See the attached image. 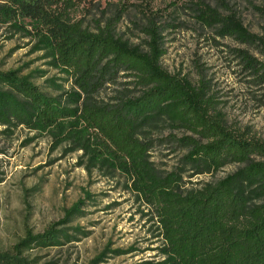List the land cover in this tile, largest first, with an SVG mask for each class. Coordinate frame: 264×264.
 <instances>
[{
  "label": "trees",
  "instance_id": "1",
  "mask_svg": "<svg viewBox=\"0 0 264 264\" xmlns=\"http://www.w3.org/2000/svg\"><path fill=\"white\" fill-rule=\"evenodd\" d=\"M77 1L84 0H0V25L35 39L38 51L73 83L65 91L53 82L62 93L52 97L14 73L0 74V126L48 134L57 146L81 152L89 171L125 177L127 189L158 224L163 247L155 264H264V161L255 160H264V143L229 128L204 85L196 87L163 69L160 28L147 31L146 53L115 38L111 23L98 33L82 29L72 19ZM216 1L215 8L197 6L203 24L263 45L234 13H220L229 10L227 0ZM258 10L264 16V8ZM121 73L134 79L133 89L105 99L107 85L117 84ZM5 83L11 90H1ZM166 127L197 135L177 142L189 149L184 165L198 175L231 164L243 167L217 182L184 189L177 172L162 176L150 161L151 136ZM78 207L68 219L81 214ZM59 239L73 237L52 228L20 246L34 240L41 247L59 246ZM0 264L32 263L6 253L0 254Z\"/></svg>",
  "mask_w": 264,
  "mask_h": 264
},
{
  "label": "rangeland",
  "instance_id": "2",
  "mask_svg": "<svg viewBox=\"0 0 264 264\" xmlns=\"http://www.w3.org/2000/svg\"><path fill=\"white\" fill-rule=\"evenodd\" d=\"M202 3L218 5L216 0H84L77 1L72 19L92 33L111 23L115 38L146 53L151 40L147 31L157 26L163 69L196 87L204 85L229 128L264 143V16L258 10L264 8V0H227L229 10H219L225 16L234 13L263 45L246 44L223 35L221 26L203 24L196 10ZM50 61L44 51H38L35 39L0 25V74L14 73L57 97L62 92L53 88V82L65 91L73 83ZM124 75L117 84L107 85L105 99L133 89L129 82L134 79ZM1 90L11 88L5 83ZM151 137L150 161L162 176L177 172L184 189L217 182L243 167L231 164L198 175L184 165L189 149L177 142L198 139L197 135L166 127ZM69 148L57 146L48 134L0 126V254L18 255L32 264L160 262L163 241L151 209L127 189L125 177L89 171L82 153ZM77 205L81 214L68 219ZM52 228L73 239H59V246L41 247L36 239L20 246Z\"/></svg>",
  "mask_w": 264,
  "mask_h": 264
}]
</instances>
